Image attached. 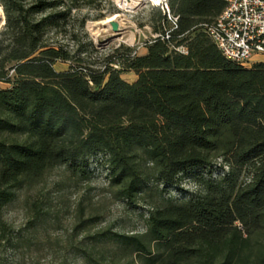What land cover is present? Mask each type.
<instances>
[{
    "label": "trees",
    "instance_id": "obj_1",
    "mask_svg": "<svg viewBox=\"0 0 264 264\" xmlns=\"http://www.w3.org/2000/svg\"><path fill=\"white\" fill-rule=\"evenodd\" d=\"M91 4L0 0V242L13 245L2 214L18 191L53 169L88 181L94 164L115 198L147 208L135 233H89L93 219L78 218L81 264H264V62L242 66L218 50L205 25L222 0H168V39L95 59L76 13ZM153 10L161 33L169 22ZM49 214L34 203L29 224Z\"/></svg>",
    "mask_w": 264,
    "mask_h": 264
},
{
    "label": "rangeland",
    "instance_id": "obj_2",
    "mask_svg": "<svg viewBox=\"0 0 264 264\" xmlns=\"http://www.w3.org/2000/svg\"><path fill=\"white\" fill-rule=\"evenodd\" d=\"M128 1L130 8L121 9L114 0H92L91 5H85L76 12L79 17H87L84 31L97 49L92 54L93 58L108 55L118 45L134 47L136 54L145 53L144 42L154 34L150 19L155 5L142 1L134 6L132 0ZM111 5L114 11L108 10ZM99 13L103 15L101 18H97ZM115 14L118 17L106 21ZM112 22L117 24V31L112 29ZM2 23L0 7V27ZM57 39L61 41L62 36H57ZM251 61H264V55H254ZM66 68V63L55 64L56 70ZM122 77L127 81L135 79L131 72ZM0 86L5 87L6 84L0 83ZM90 169L94 171L92 178L82 183L74 184L65 178L61 169H53L45 175L43 181L18 191L2 214L14 242L13 245L0 242V264H81L72 250L73 244L81 238L78 235L81 230H73L78 218L93 219L86 231L89 233L104 229L135 233L143 229L139 214L144 213L147 206L142 203L129 205L115 198L114 189L107 185L105 171L95 169L94 164H91ZM181 183L180 188H191L187 178ZM169 194L180 196L176 189H171ZM42 202L50 206L48 220L43 226L32 228L29 223L33 204ZM16 238L28 240L15 242Z\"/></svg>",
    "mask_w": 264,
    "mask_h": 264
},
{
    "label": "built area",
    "instance_id": "obj_3",
    "mask_svg": "<svg viewBox=\"0 0 264 264\" xmlns=\"http://www.w3.org/2000/svg\"><path fill=\"white\" fill-rule=\"evenodd\" d=\"M222 1L223 10L211 24L205 25V30L226 59L248 67L254 55H264V0ZM146 2L158 6L169 22V27H163V32L152 37L168 39L177 22V16L169 10L168 0ZM176 50L186 53L184 46Z\"/></svg>",
    "mask_w": 264,
    "mask_h": 264
},
{
    "label": "bare ground",
    "instance_id": "obj_4",
    "mask_svg": "<svg viewBox=\"0 0 264 264\" xmlns=\"http://www.w3.org/2000/svg\"><path fill=\"white\" fill-rule=\"evenodd\" d=\"M115 3L118 5L119 8L125 9V8H130L129 1L128 0H114ZM146 0H132V4L135 6L137 5L138 2H142ZM154 3L158 2L159 0H153ZM132 7V6H131ZM118 15H113L112 17L106 19L107 22L114 20ZM105 22V21H104Z\"/></svg>",
    "mask_w": 264,
    "mask_h": 264
},
{
    "label": "water",
    "instance_id": "obj_5",
    "mask_svg": "<svg viewBox=\"0 0 264 264\" xmlns=\"http://www.w3.org/2000/svg\"><path fill=\"white\" fill-rule=\"evenodd\" d=\"M112 29L114 31H117L118 30L117 24L115 22H112Z\"/></svg>",
    "mask_w": 264,
    "mask_h": 264
},
{
    "label": "crops",
    "instance_id": "obj_6",
    "mask_svg": "<svg viewBox=\"0 0 264 264\" xmlns=\"http://www.w3.org/2000/svg\"><path fill=\"white\" fill-rule=\"evenodd\" d=\"M255 62V61H254ZM253 63V62H252Z\"/></svg>",
    "mask_w": 264,
    "mask_h": 264
}]
</instances>
